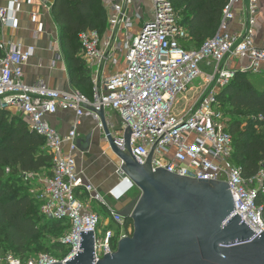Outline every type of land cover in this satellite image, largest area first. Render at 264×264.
Instances as JSON below:
<instances>
[{
	"label": "built area",
	"instance_id": "obj_1",
	"mask_svg": "<svg viewBox=\"0 0 264 264\" xmlns=\"http://www.w3.org/2000/svg\"><path fill=\"white\" fill-rule=\"evenodd\" d=\"M98 1L106 18L104 33L86 31L78 36L80 56L89 70L90 96L72 88L52 90L43 81L26 84L24 68L34 48L0 38V110L21 116L28 128L43 138L44 151L53 165L51 175L39 179L35 194L39 212L70 226L60 241L69 250L63 259L45 254L20 259L7 254L0 256V264H64L81 252L80 232H93L96 264L106 254L115 253L120 240L132 236V222L124 220L77 170V157L83 154L77 127L82 119L90 118L102 131L98 112L107 109L114 111L121 123L117 132L110 130L119 138L116 146L120 150L125 151L124 132L129 127L130 149L138 164L145 165L153 152V172L162 168L191 180L227 184L235 214L259 236L264 223L255 198L264 191V158L257 175L250 179L232 164L229 118L218 96L237 72L264 76V44L255 43L264 0H230L217 33L189 51L181 46L188 34L169 0ZM25 2L31 0H0L1 34L19 29L18 16ZM42 8L50 12L51 6L42 3ZM37 19L30 14L32 24H37ZM42 32L39 25L36 33ZM181 100L185 105L176 113ZM59 111L75 115V126L66 136L46 120ZM121 166L119 161L115 168L118 187L108 193L115 201L135 187ZM95 202L106 209L110 219L103 220L94 210ZM110 220L118 233L108 229ZM100 226L105 229L98 236Z\"/></svg>",
	"mask_w": 264,
	"mask_h": 264
},
{
	"label": "trees",
	"instance_id": "obj_2",
	"mask_svg": "<svg viewBox=\"0 0 264 264\" xmlns=\"http://www.w3.org/2000/svg\"><path fill=\"white\" fill-rule=\"evenodd\" d=\"M230 0H169L179 24L187 31L184 50L198 49L218 31L222 11ZM50 14L59 34L60 51L67 66L72 89L90 96L89 70L81 58L79 34L90 31L103 34L106 18L98 0H54ZM180 19V20H179ZM218 99L226 115L246 111L253 116L246 122L229 119L228 130L233 138L232 164L241 168L245 179L257 175L264 158V79L251 73L237 72L219 94ZM0 110V236L20 259L26 248L40 235L38 220L66 234L70 226L61 221L49 220L39 212V203L28 193H17L15 177L29 175L50 176L52 158L44 151L43 138L32 132L19 115ZM21 117V119L19 118ZM255 204L261 209L264 223V191L258 192ZM54 248L64 249L63 259L69 252L60 242ZM47 255L42 250L40 254Z\"/></svg>",
	"mask_w": 264,
	"mask_h": 264
},
{
	"label": "water",
	"instance_id": "obj_3",
	"mask_svg": "<svg viewBox=\"0 0 264 264\" xmlns=\"http://www.w3.org/2000/svg\"><path fill=\"white\" fill-rule=\"evenodd\" d=\"M98 116L108 150L122 162V172L140 196L118 212L132 222V236L96 264H264V231L257 236L235 214L227 184L191 180L162 168L153 172V152L145 165L132 155L129 127L123 152L104 111ZM93 248V232H80L81 252L64 264H94Z\"/></svg>",
	"mask_w": 264,
	"mask_h": 264
},
{
	"label": "crops",
	"instance_id": "obj_4",
	"mask_svg": "<svg viewBox=\"0 0 264 264\" xmlns=\"http://www.w3.org/2000/svg\"><path fill=\"white\" fill-rule=\"evenodd\" d=\"M53 2L54 0L25 2L23 12L18 16L19 29L2 32L0 38L4 40L13 39L24 47L34 48L33 57L24 68V82L26 84L43 81L52 90L66 91L71 89V86L63 54L58 52L60 44H55L57 40L59 41V34L56 32L57 27L50 12L42 8V3L51 6ZM260 11L255 38V43L258 46L264 44V8L260 7ZM30 14L37 15V24L31 23ZM39 25H42L43 32L38 35L36 29ZM54 33L57 34V38H54ZM254 76L264 79L263 75ZM104 118L109 131L112 129L116 131L121 125L117 114L112 110H106ZM46 120L62 136H66L75 126V115L70 112L59 111ZM77 140L83 152L77 157V170L105 197L107 203L119 212L130 202H123L125 196L119 201L108 196L109 192L118 187L119 181L115 176V168L119 161L116 158L113 163L105 161L109 150L102 131L96 127V123L92 119L84 118L77 127ZM99 144L104 145L103 150H98Z\"/></svg>",
	"mask_w": 264,
	"mask_h": 264
},
{
	"label": "rangeland",
	"instance_id": "obj_5",
	"mask_svg": "<svg viewBox=\"0 0 264 264\" xmlns=\"http://www.w3.org/2000/svg\"><path fill=\"white\" fill-rule=\"evenodd\" d=\"M142 26H143V23L140 24V27H142ZM56 32L58 33L57 29H56ZM54 34H55L54 38L55 37L57 38V34L56 33H54ZM245 74H248V73H245ZM184 105H185V102L183 100H181L179 102V105L175 108L176 113H178L183 108ZM107 110H109V109H107ZM9 115L13 116L12 113H9ZM252 116L253 115L249 112L237 111L234 114L228 115V118L230 120L246 122L247 120L252 118ZM19 118L21 119V117H19ZM258 134L259 135L264 134V127L260 128L258 130ZM97 148H98V150H103L104 145L99 144ZM105 161L110 162V163H113V161H115V157L112 156L110 151L108 152L107 156L105 157ZM40 177H41L40 175L31 177V178L26 177V179L23 178V176H22V179L20 177H18V178L15 177L14 179H16V181L14 182V184H15L16 192L19 194L25 192V193H28L29 195L32 196L33 194H35V192L38 191V189L40 187V185H39ZM139 196H140V191L136 187H134L127 195H125L123 202H127V201L131 202V201L137 199ZM93 208L98 214H100V216L103 218V220L109 218V215L107 214L106 209L103 206H101L100 204L95 202L93 204ZM37 225L41 229L39 238L27 246L25 257L27 259L36 258V256L38 254H40V252L42 250H45V251H47L48 256L55 258V259H59L61 255H64V249L54 248L53 245L60 242L63 239L65 234H63V232L61 233V232L57 231L53 225L52 226L49 225L45 220H38ZM104 229L105 228H103V226H100L98 228V236H100L101 232L103 233ZM108 229H112L116 233L119 232V228L112 221L110 222V227ZM7 254H13L16 256H20L7 243H5V241L3 240V237L0 236V256H4Z\"/></svg>",
	"mask_w": 264,
	"mask_h": 264
}]
</instances>
